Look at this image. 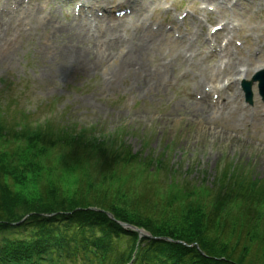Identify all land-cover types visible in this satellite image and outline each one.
Instances as JSON below:
<instances>
[{"label":"trees","instance_id":"1","mask_svg":"<svg viewBox=\"0 0 264 264\" xmlns=\"http://www.w3.org/2000/svg\"><path fill=\"white\" fill-rule=\"evenodd\" d=\"M3 108L0 264H264V181L229 167L201 193L119 137Z\"/></svg>","mask_w":264,"mask_h":264},{"label":"rangeland","instance_id":"2","mask_svg":"<svg viewBox=\"0 0 264 264\" xmlns=\"http://www.w3.org/2000/svg\"><path fill=\"white\" fill-rule=\"evenodd\" d=\"M24 1L21 9L31 14L23 17L22 28L25 29L21 31L18 28L17 17L9 22L10 26L0 28V40L11 36L16 29L21 36L15 35L11 40L13 64L0 60V106L4 110L8 113L10 110V114L19 112L21 117L27 115L31 122L52 120L79 130L87 129L96 136L119 137L134 154L155 157L164 162L167 168H174V173L169 172L170 175L200 186L201 193H208L214 188L229 167L235 172L241 171L243 176H254L264 181V101L259 95L258 84L253 87V104L245 101L241 82L235 84L231 91L223 90L225 97L232 95L227 108L198 104L202 91L197 82L205 73L213 71L219 58H213L212 63L200 60L201 57L193 62L177 58L182 47L178 37L192 29L201 31L191 19L199 12L194 3L196 0L147 1L151 4L149 11L144 12L146 22L155 27L164 26L165 32L158 37L159 41H155L150 57L145 60L147 71L141 72L139 68V75L133 71L130 76L126 74L123 80L115 82L111 80V68L101 64L97 71L89 67L85 69L82 60L76 63L71 61L73 57L63 54L59 45L62 37H58V41L53 39L55 27L75 19L70 5L77 7L81 4L79 0ZM105 1L104 5H96L95 9L100 11L109 7L113 15L122 17L130 14L133 7L130 0ZM135 1L142 4L146 0ZM250 1H243L234 10L229 8L227 14L240 31L236 35L233 51L243 60L250 53L255 55L252 58L253 68L257 69L264 66V53L254 52L255 43L261 37L264 39V12L253 10L249 6ZM6 5V0H0V22L2 18L9 19L2 15ZM52 13L55 19L45 27L43 20H49ZM96 14L108 15L105 12ZM217 14L222 15L219 11ZM200 18L204 21V34L216 30L217 25L207 23L205 16ZM259 25L261 27L254 29ZM131 26L129 22L128 28L122 30L124 36L131 37L134 32ZM204 40L193 38L195 47L199 51L205 50L203 59L211 51L209 46H204ZM256 72L250 73L248 80H252ZM146 74L161 77L143 86L137 85L136 79H145ZM213 98L216 100L218 95ZM165 177L164 172L157 175L158 179ZM160 192L169 196L174 193L179 197L182 191L168 187ZM135 231L141 240L144 236ZM143 232L150 236L148 231ZM16 234L13 232L9 236Z\"/></svg>","mask_w":264,"mask_h":264},{"label":"bare ground","instance_id":"3","mask_svg":"<svg viewBox=\"0 0 264 264\" xmlns=\"http://www.w3.org/2000/svg\"><path fill=\"white\" fill-rule=\"evenodd\" d=\"M6 1L8 2V6L6 5V9L2 15L9 19L6 20L2 18L0 28L2 29L5 26H10L11 24L9 22L12 23L14 17H17L19 20L17 26L23 31L25 29L22 28L23 20L25 19L23 17L29 13L21 9L25 1ZM79 1L81 2V4L78 5L79 7L72 8V5H70L71 9H73L75 19H71L66 23L60 24V27L54 28L53 36L55 37L53 39L58 41V37L63 38L62 42L59 44L60 49L64 51L63 54L73 57L74 59L71 61L76 63L82 60L81 62H84L82 64H84L85 69L90 68L91 70L97 71L101 64L108 67V69L111 68L113 74L111 80L113 82H115V80H123L126 74L130 76L133 71H137V75H139V68H141V72L142 70L147 71L145 60L150 57L151 50L155 46V41L165 32L164 26L155 27L145 20L146 16L144 12L149 11L148 9L151 3L147 2L148 0L144 1L145 3L142 4L141 2L130 0V2L133 3L131 12L128 14L130 16L126 15L121 17L113 15V13L108 10L110 9L109 7L101 8L102 10L100 11L95 9L96 5H104V3H106L105 0ZM243 1L246 2V0H196L194 3L199 12L191 19L196 23L197 27L201 28V31L198 32L192 29L189 32L186 31L182 37H178V40L182 42V47L177 54V58H181L185 62H193L201 57L200 60H205L204 62L209 61V63L210 61L211 63L213 62V58H219L218 60L215 59L218 63L214 65L213 71L205 73L202 80L197 82V87H200L202 91L201 97L198 98V104L206 103L208 107L219 108L222 106L224 109L227 108L230 104L232 95L225 97L222 93L223 90L231 91L235 84L243 80H248V75L250 73L264 68V66H259L257 69L253 68L254 62L252 58L255 55L250 53V56L246 58V60H243L237 57L236 53L233 51L236 35L240 31H238L233 20L229 18L227 10L236 9L237 5L244 3ZM14 5H16V8ZM249 6H252V9H256L258 12H264L263 0H251ZM17 11L19 13L18 15ZM217 11L222 15L219 16ZM97 12L98 14L100 12H105L108 15L103 14L102 16H98L96 14ZM90 14L96 18H93ZM54 15L55 14L52 13L49 15V20L47 18L43 20V25L45 27L55 19ZM9 16L12 17L10 18ZM108 16H110L111 19H109ZM201 16L206 17L207 23L218 25L220 28L214 31L213 34H211V32H209V34H204L205 26L204 21L200 18ZM129 22L134 29L131 37L122 34V30L128 28ZM173 23L176 22L173 21ZM259 27L261 26L254 27V29ZM11 29L12 28L7 32ZM17 30L18 29L13 30L11 36L0 40V60L4 63L13 64L14 62L13 42L11 40L12 37L15 38V35L20 36ZM26 32L28 33V31ZM167 34L172 35V32L167 31ZM210 37L212 39H210ZM193 38H196L198 41L200 39H205L203 43L204 46H209V48H211L210 54L204 59L202 58V54H204L205 50L199 51V49L195 47L196 44L193 42ZM250 40L253 39L250 38ZM56 45H58V43ZM254 52L255 54L264 53V39L262 37L255 43ZM167 69L168 67L165 70L166 73ZM156 77L158 78L161 76L154 74H150L149 76V74H146L145 79H141L143 81L138 77L136 79V84H141L143 86ZM215 95H218L216 100L213 98ZM189 112L191 113V111ZM205 124L206 121L204 122V125Z\"/></svg>","mask_w":264,"mask_h":264},{"label":"water","instance_id":"4","mask_svg":"<svg viewBox=\"0 0 264 264\" xmlns=\"http://www.w3.org/2000/svg\"><path fill=\"white\" fill-rule=\"evenodd\" d=\"M254 81H259L260 82V93L264 99V71L260 72L254 79ZM252 82L251 83H247L246 84V90H247V93H248V101H250L252 103V97H253V94H252ZM125 227H131L133 230H137L138 232H140L141 235H144L142 230L137 228V227H133V226H129V225H126V224H123ZM145 236H148V235H145ZM149 237V236H148ZM157 239H161V240H169V238H157Z\"/></svg>","mask_w":264,"mask_h":264}]
</instances>
